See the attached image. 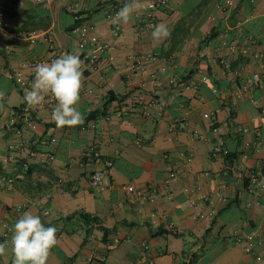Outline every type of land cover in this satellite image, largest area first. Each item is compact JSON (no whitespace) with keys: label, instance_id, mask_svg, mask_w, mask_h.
<instances>
[{"label":"crops","instance_id":"1","mask_svg":"<svg viewBox=\"0 0 264 264\" xmlns=\"http://www.w3.org/2000/svg\"><path fill=\"white\" fill-rule=\"evenodd\" d=\"M152 1L116 24L127 0H0L9 23L0 31V178L15 180L0 184V243L9 244L0 264H11L4 233L25 211L58 229L46 264H264V191L249 185L264 164V0H233L223 12L226 0H169L155 13L171 33L159 42ZM82 26L94 27L86 51L99 55L82 66L84 123L57 128L53 109L27 106L16 74L79 52ZM33 32L45 37L30 44ZM256 74L260 84L244 92ZM17 108L35 111L31 127L13 129Z\"/></svg>","mask_w":264,"mask_h":264},{"label":"clouds","instance_id":"2","mask_svg":"<svg viewBox=\"0 0 264 264\" xmlns=\"http://www.w3.org/2000/svg\"><path fill=\"white\" fill-rule=\"evenodd\" d=\"M142 10L140 0H127L116 12L113 22L129 24ZM170 30L161 23L153 26L152 39L156 42L170 37ZM83 61L79 52L64 53L51 62L35 65L34 80L30 90H25L23 100L28 107H35L50 94L55 99L51 118L57 128L75 127L84 123L78 105L82 89ZM2 95V94H0ZM11 264H46L50 250L57 244L54 226H45L39 215L25 211L12 226ZM9 254L8 242L0 243V257Z\"/></svg>","mask_w":264,"mask_h":264},{"label":"built area","instance_id":"3","mask_svg":"<svg viewBox=\"0 0 264 264\" xmlns=\"http://www.w3.org/2000/svg\"><path fill=\"white\" fill-rule=\"evenodd\" d=\"M38 2H51L52 0H37ZM169 0H153L149 5H148V19H149V24H148V28L149 29H153V26L156 25L157 22V17L155 15V13L161 9H163L164 7L167 6ZM227 4L223 7L219 6L220 11H226L228 8V5L231 6L233 5V0H226ZM9 27V23H8V18H7V12H6V8L5 6L0 5V31L5 30ZM94 29L93 26H82L79 29V35H80V44H79V53H80V58L81 60L84 62L83 65H95L97 64V62L99 61V55L97 54H93L90 52L86 51V48L88 46L89 43H91L92 45L95 44L97 42V39L95 37H90L89 34L90 32ZM43 36L42 34L39 33H29L28 35H26V39L30 44H35L37 42V39L39 37ZM22 36H20L19 38H21ZM45 37V36H43ZM2 44H5L4 41H1ZM6 45V44H5ZM64 53H68L66 50L60 51V52H54L49 58L46 59H42V60H35V61H31L28 64H26L25 68L28 71L27 73L23 72V71H19L16 74V84L19 87H24L25 89H29V87L32 84V78H34V68L35 65H37L38 63H42V62H51L52 59L58 58L60 55L64 54ZM261 82V78L260 75H254V77L252 78V80L248 81V83L245 85V87L243 88L244 92H250L252 90H254L255 87H257ZM1 94V92H0ZM55 99L54 97H52L50 94L46 95L45 101L40 104L39 106L42 108H49V109H53L55 106ZM29 110H27L25 113H20L17 116V121L18 120H22L24 122V124L28 125L29 127L32 126L33 122L31 120V117L29 115ZM208 117V116H206ZM17 121H13L12 125L14 126L16 124ZM215 132H217V129H215ZM96 157L99 159V154H96ZM108 166H112L111 162L108 163ZM108 170H102V171H98L95 173L94 177L92 178L90 184L91 187L96 189V190H101L102 189V184L103 181L107 175ZM264 174V164L261 166V168L259 169V172L252 174L249 178V185L252 189H256L259 192H263L264 191V181L261 180V176H263ZM0 184L6 186L8 189H12L14 184H15V180L13 178H7V177H2L0 179ZM123 191H125L126 194L131 195L133 193H135L136 187L132 184L130 185H126L123 187ZM12 235V231H11V227H7L5 233H4V237L9 238ZM253 237H248L247 241H252ZM252 248L249 247L247 249V252H251ZM104 261H101L99 263L96 262V264H103Z\"/></svg>","mask_w":264,"mask_h":264},{"label":"trees","instance_id":"4","mask_svg":"<svg viewBox=\"0 0 264 264\" xmlns=\"http://www.w3.org/2000/svg\"><path fill=\"white\" fill-rule=\"evenodd\" d=\"M11 1L17 2V1H19V0H11ZM83 22H84V20H77V21H76V24H75L74 26H72L71 31L76 30L78 27H80V26L82 25ZM111 103H112V100H109V101L105 104V107L108 108V106H109ZM25 108H27V107L24 106L23 109H25ZM23 109H19V108H17L16 111H18V113H20ZM33 112L35 113V111H33ZM33 112H32V111L29 112V115H30L32 121H33V118H32V117H33V115H34ZM102 115H105V112H95V113H93V114L91 115V117H95V118H97V117L102 116ZM23 123H24V122H23L22 120H18V121L16 122V124L13 126V129H14V130H20L21 127L23 126ZM0 177H1V176H0ZM0 179H1V178H0ZM81 217H82V219H83L85 222H87V220L90 221V222H92V223H96V222L98 223V222H99V220H98L97 217H94V216L89 215V214H82ZM102 231H104V232H105V235H107L108 231H107L106 229L102 228ZM195 261H196V256H193L192 259H191L190 264H194Z\"/></svg>","mask_w":264,"mask_h":264}]
</instances>
